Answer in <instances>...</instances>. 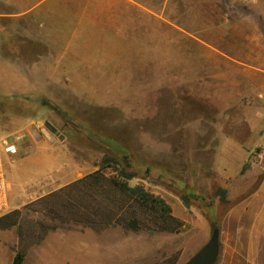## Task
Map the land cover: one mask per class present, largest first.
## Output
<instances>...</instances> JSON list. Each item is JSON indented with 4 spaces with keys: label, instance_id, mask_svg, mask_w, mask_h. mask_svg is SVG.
<instances>
[{
    "label": "rangeland",
    "instance_id": "obj_1",
    "mask_svg": "<svg viewBox=\"0 0 264 264\" xmlns=\"http://www.w3.org/2000/svg\"><path fill=\"white\" fill-rule=\"evenodd\" d=\"M19 26L68 52L59 63H30L38 76L21 94L0 97V135H22L16 158L66 157L60 166L48 159L36 173H14L5 214L17 210L18 222L0 227V264L17 251L23 264H182L199 229L194 211L223 209L214 167L223 135L255 140L256 154L262 141L264 76L252 71L264 70V0H48ZM54 64L60 77L40 76ZM103 154L129 156L130 182L162 197L185 226L143 228L138 213L139 230L94 228L45 213L38 199L63 182L61 170L72 173L68 162L80 178L98 169ZM257 161L264 173V153ZM38 225L48 227L39 240L27 232Z\"/></svg>",
    "mask_w": 264,
    "mask_h": 264
},
{
    "label": "crops",
    "instance_id": "obj_2",
    "mask_svg": "<svg viewBox=\"0 0 264 264\" xmlns=\"http://www.w3.org/2000/svg\"><path fill=\"white\" fill-rule=\"evenodd\" d=\"M47 2L48 0H40L30 6L28 0H0V97L21 94L25 88L23 85L27 86L29 83L28 78L38 76L35 72L31 73L36 69L30 63H59L62 61V54L68 52V47L59 41L28 38L29 29L19 26V21L27 19L35 6L39 8ZM14 23L21 33L18 36L14 35ZM235 61L242 63L238 59ZM57 67L52 65L49 69L52 72L40 76L60 77V69ZM253 67L255 69L252 74L258 78L264 76L263 69ZM43 69L47 70L48 66ZM259 87H262L260 82ZM257 102L259 104L261 101L258 99ZM258 109L264 111L263 108ZM258 131L259 129H254L248 138L253 139ZM37 136L34 135L33 138L37 140ZM222 138L223 143L215 150L214 167L220 176L221 184L218 186L224 190V200L230 204L219 218V252L214 264H264V173L263 166L257 161L259 154L253 153L252 148L256 142L253 140L245 144L241 137L230 134L223 135ZM17 154L5 161L7 185L14 184V173L29 174L32 170L36 173L48 159L50 163L57 162L60 166L62 158L65 160L66 157L60 153L47 156V152H42L43 158L34 154L16 158ZM248 158L250 161H247V167L241 172L242 164ZM69 163L72 173L63 175L61 170L63 182L56 189L78 178L74 164ZM183 206L187 205L183 203ZM186 215L181 214L180 217L188 220ZM194 215L192 218L199 229L190 243L191 250L184 261L207 241L211 232L208 218L200 211H194Z\"/></svg>",
    "mask_w": 264,
    "mask_h": 264
},
{
    "label": "trees",
    "instance_id": "obj_3",
    "mask_svg": "<svg viewBox=\"0 0 264 264\" xmlns=\"http://www.w3.org/2000/svg\"><path fill=\"white\" fill-rule=\"evenodd\" d=\"M246 161L241 172L247 167ZM110 169L106 175L103 171ZM135 176L133 163L129 156L123 155L117 158L113 155L103 154L97 170L90 172L72 182L65 184L49 193L42 195L38 202L44 212L53 219L63 222H84L95 228V225L105 222L106 224H123L125 229L139 230L152 225L153 229L160 231L176 232L185 226V222L172 215L171 206L159 195L153 194L141 183H131ZM188 195H184L183 202L188 205ZM194 194V193H192ZM230 202H220L223 209L218 216L206 213L205 217L212 227L219 230V218ZM129 210L134 212L130 213ZM138 210V212H137ZM138 213L144 218L141 222ZM17 210L0 216V227H10L17 224ZM124 214V217H122ZM132 215V217H130ZM123 218V219H122ZM146 224V225H145ZM32 237L38 240L46 234L48 227L40 229L30 227L27 229ZM17 232L24 236L25 227L18 223ZM24 252L17 251L13 255L10 264H23ZM169 264H175L169 260Z\"/></svg>",
    "mask_w": 264,
    "mask_h": 264
},
{
    "label": "built area",
    "instance_id": "obj_4",
    "mask_svg": "<svg viewBox=\"0 0 264 264\" xmlns=\"http://www.w3.org/2000/svg\"><path fill=\"white\" fill-rule=\"evenodd\" d=\"M22 135H0V216L8 210V185L5 171V161L18 153L19 140ZM264 153V134L257 154Z\"/></svg>",
    "mask_w": 264,
    "mask_h": 264
},
{
    "label": "water",
    "instance_id": "obj_5",
    "mask_svg": "<svg viewBox=\"0 0 264 264\" xmlns=\"http://www.w3.org/2000/svg\"><path fill=\"white\" fill-rule=\"evenodd\" d=\"M219 252V230L211 228L207 241L182 264H214Z\"/></svg>",
    "mask_w": 264,
    "mask_h": 264
}]
</instances>
